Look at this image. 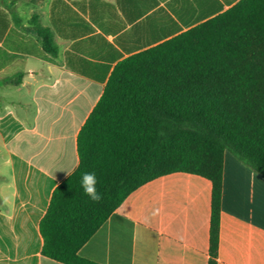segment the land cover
<instances>
[{
  "label": "crops",
  "instance_id": "0c3cea01",
  "mask_svg": "<svg viewBox=\"0 0 264 264\" xmlns=\"http://www.w3.org/2000/svg\"><path fill=\"white\" fill-rule=\"evenodd\" d=\"M239 1L0 0V264H61L42 255L39 222L77 168V135L115 65ZM34 22L51 31L55 55ZM210 201L201 177L157 178L131 193L78 255L97 264H208ZM217 264H264V179L229 152Z\"/></svg>",
  "mask_w": 264,
  "mask_h": 264
},
{
  "label": "trees",
  "instance_id": "16d2710c",
  "mask_svg": "<svg viewBox=\"0 0 264 264\" xmlns=\"http://www.w3.org/2000/svg\"><path fill=\"white\" fill-rule=\"evenodd\" d=\"M34 28L55 55L51 31ZM76 150L77 168L54 189L39 222L44 257L97 264L78 251L125 199L185 173L211 184L208 264H217L224 152L264 179V0H241L118 62ZM84 172L97 176L98 203L83 193Z\"/></svg>",
  "mask_w": 264,
  "mask_h": 264
},
{
  "label": "clouds",
  "instance_id": "9594fccd",
  "mask_svg": "<svg viewBox=\"0 0 264 264\" xmlns=\"http://www.w3.org/2000/svg\"><path fill=\"white\" fill-rule=\"evenodd\" d=\"M80 184L83 189L84 195L87 196L91 201L98 203L102 200V194L98 191L97 188L98 179L94 172L82 173Z\"/></svg>",
  "mask_w": 264,
  "mask_h": 264
}]
</instances>
